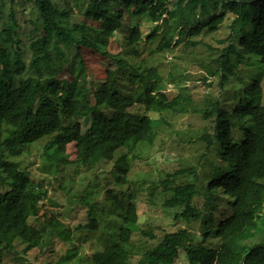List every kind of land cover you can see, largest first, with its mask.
<instances>
[{
  "label": "trees",
  "instance_id": "1",
  "mask_svg": "<svg viewBox=\"0 0 264 264\" xmlns=\"http://www.w3.org/2000/svg\"><path fill=\"white\" fill-rule=\"evenodd\" d=\"M10 2L12 9L0 29V264H7L4 252L17 250L16 242L24 244L23 253L39 247L34 253L38 264H175L181 251L191 264H264V218L260 217L264 206L260 80L264 71L257 65L264 63V0H35L38 15L24 18V25L14 15L16 0ZM73 9L84 19H74ZM36 21L40 34L23 42L20 32L27 29L25 24ZM144 21L152 24L147 33L141 31ZM223 26L230 32L227 45L213 58L211 75L217 76L216 84L223 88L230 79L253 68L255 75L231 108L224 102L227 97L222 89L198 109L205 116H214L215 122L211 132L195 139L202 147L200 160L215 161L208 167L207 184L205 175L193 166L167 172L159 181L171 193L162 206L173 210L175 222L199 220V235L191 232L190 236L185 227L167 232L150 225L140 231V246L132 248L130 225L138 222L139 202L133 192L126 193L123 200L108 188L107 206L99 207V201L90 199L75 201L88 207L86 223L75 226L76 230H97L100 209L115 213L113 222L118 227L108 234V245L90 257L79 255L71 241L73 230L53 216L48 234L53 237L44 241V229L31 224L29 217L38 216L46 190L31 187L27 171L11 158L35 147L54 167L65 168L71 162L66 145L73 142L75 161L88 167L101 160L113 161L114 182L124 185L130 170L128 156H135L136 149L160 125H168L167 115L176 114L186 100L180 92L169 97L160 90L165 79L175 80L171 74L163 77L153 66L131 67L133 75L124 81L120 70L129 65L128 60L105 53L113 31H123L127 47L139 57L138 49L144 45L154 44V51L160 53L181 42L196 47L202 42L193 37ZM82 46L110 58L97 85L76 68L84 64ZM70 56L79 61L70 64L69 75H60ZM83 115L94 124L87 135L76 121ZM70 120L74 123L69 125ZM233 128L240 131L238 139L231 135ZM185 173L194 175L195 181L173 184ZM197 194L208 205L207 219L194 203ZM149 203L152 207L151 198ZM218 206L227 211L212 212ZM198 236L201 239L195 242ZM55 237L67 245L63 253L54 252ZM212 239L217 247L203 244Z\"/></svg>",
  "mask_w": 264,
  "mask_h": 264
},
{
  "label": "rangeland",
  "instance_id": "2",
  "mask_svg": "<svg viewBox=\"0 0 264 264\" xmlns=\"http://www.w3.org/2000/svg\"><path fill=\"white\" fill-rule=\"evenodd\" d=\"M34 1L16 0L13 11L19 25H24V18L38 15L33 5ZM62 1L60 0V3ZM11 9L10 0H0V15L2 17L0 18V29L4 26V16ZM74 12V19H84L76 10ZM39 23L37 21L27 23L25 24L27 29L22 32L19 31L23 42L27 43L40 34L36 28ZM86 23L90 24L91 21L86 20ZM151 27L152 24L150 22L144 21L141 26L142 33H147ZM229 32L227 26H223L216 31L202 30L199 35L192 39L195 41L200 40L202 42L201 45L199 44L196 47L187 46L181 42L163 53L154 51V44L146 47L144 45V47L141 46L138 49L140 54L137 57L135 52L127 47L123 31H113L105 47V53H109L111 58L120 56L128 60L129 65L120 70V76L124 81L129 79L130 73L133 75L131 67L140 66L144 68L153 66L157 68L163 77L171 74L175 80L174 82H169L168 79H165L160 85V90L169 97L180 92L185 96L186 100L181 101L184 105L179 108L176 114L167 115L168 125H160L156 133L150 135L146 143L136 149L134 152L135 156L131 154L128 156L130 170L128 172V182L124 185H116L114 182L113 161L101 160L89 167L75 161L77 150L73 142L66 145L68 160L71 162L65 168L61 165L54 167L42 155L41 150L35 147L30 153L11 158L19 163L20 169L27 171L31 180V187L38 190H46V197L39 202L40 210L38 216L29 217L31 224H36L44 229V241L53 237L48 236L50 231L49 221L53 216L61 221L63 225L73 230L71 241L77 246L79 255L86 258L90 257L92 253L108 245L110 242L108 234H113V230L118 227V223L113 222L115 213L112 215V213L106 211V214L103 209H100L101 213L96 212L99 223L97 230L75 229V226L86 223L88 208L86 205L75 201L90 199L89 201H99V207H101V204L107 206L106 191L108 188H112L123 200L126 199V193L133 192L134 198H137V203L139 202L137 208L139 211L138 222L130 225L133 229V242L130 243L132 248L136 249L137 246H140L143 238L140 231L150 225L160 227L167 232L185 227L190 232V236L191 232L199 235V220L191 223L183 220L175 222L173 220V210L162 206L164 199L169 197L171 193L164 191L163 187L159 185V181L165 178L167 172L189 166L195 167L199 174L205 175L206 178H203L204 184H207L210 178L208 167L212 163L215 164V161L212 160L210 162L209 160L205 162V160H200L202 147L196 145L195 139L205 132L212 131L215 123L214 116H205L198 109L205 107L210 98H216L222 89L225 92L224 96L227 97L224 102L231 108L232 102L234 103L240 97H243L245 86L252 82V75H255L253 73L255 68H253L250 72L242 71L240 78L234 77L230 79L223 88L216 84L217 76L211 75L215 68L213 58L217 56L222 47L227 45ZM220 40H225V42H220ZM80 55L84 64L82 68L79 65H76V68L85 72L87 78L93 80L95 85H97L98 80L105 76L104 72L106 67L109 66L110 58H106L104 53L85 46L80 48ZM77 61H79L77 57L70 56L68 64L66 63L67 68L61 70L60 75H69V70L67 69H70L72 62ZM257 65L259 68H263L264 71V63ZM260 85L262 89L260 102L264 104V72ZM76 121L79 122L81 130L85 132L84 135L93 131L94 124L89 116L83 115L77 118ZM67 123L70 125L74 122L70 120ZM231 132L233 138L238 139L240 137V131L236 128H233ZM199 162L203 163L202 167H199ZM193 181H195L194 175L185 173L177 176L173 180V184H185ZM150 198L153 203L152 207H150L149 203ZM70 199L74 202H69ZM204 202L205 198L202 195L197 194L195 196V205L199 210H202V218L207 219L210 210L207 203L203 205ZM218 209L223 212L227 211L226 207L218 206L213 208L212 212H216ZM214 217H217V214ZM260 217L264 218V206L260 212ZM36 219H39V221ZM155 232L160 234L159 236L162 234L160 231L155 230ZM200 239V236H198L195 242H199ZM52 242L55 253H63L67 249V245L59 237H55ZM216 242L215 239L210 241L203 240V244L205 243V245L212 247L218 246ZM16 245L17 250L4 252L3 258L7 264H38V261L34 258V253L39 247L23 253L24 244L16 242ZM136 256L137 254H135L134 259ZM175 264L191 263L185 257L184 252L181 251Z\"/></svg>",
  "mask_w": 264,
  "mask_h": 264
}]
</instances>
